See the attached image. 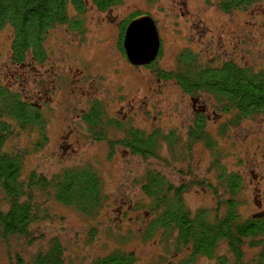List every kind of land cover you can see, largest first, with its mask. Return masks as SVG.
<instances>
[{
	"label": "rangeland",
	"instance_id": "rangeland-1",
	"mask_svg": "<svg viewBox=\"0 0 264 264\" xmlns=\"http://www.w3.org/2000/svg\"><path fill=\"white\" fill-rule=\"evenodd\" d=\"M224 1L122 0L114 8L100 10L87 0L80 14L82 28L69 23L50 30L42 46L45 58L39 61L31 50L24 67L13 60L12 28L0 31V82L22 93L39 112L43 126L21 130L14 124L5 151L24 154L25 180L33 171L51 177L67 168L93 166L103 179L106 197L90 219L53 199L43 200L48 215L33 227L43 239L28 248L14 242V251L30 258L58 238L68 264H87L117 248L136 252L138 264H187L186 254L178 253L173 244L165 250L169 245L160 234L150 240L143 237L151 221L150 200L141 187L147 171L160 172L174 184H213L216 190L196 185L187 192L185 202L193 212L214 209L219 198L228 199L221 175L236 174L243 182L237 194L242 218L264 211V115L230 125L232 115L217 110L211 95H189L176 80L161 76L179 72L185 53L203 68L226 62L264 68V0L229 12L221 8ZM140 13L152 16L161 39L159 56L150 66L132 65L119 46L120 27ZM69 14L79 15L73 8ZM200 107L208 119L206 132L216 145L209 149L203 142L195 143L188 155L179 147L189 138ZM93 110L103 114L98 120L104 136L108 130L116 142L132 130L146 134L159 130L163 135L174 133L181 145L172 148L163 139L157 157L134 155L123 145L112 151L108 143L93 137L84 119ZM224 211L222 206L220 212ZM244 250L251 261L259 249L245 243ZM220 251L228 253V246L224 243ZM7 253L2 244L0 264H9ZM193 264L214 261L200 258Z\"/></svg>",
	"mask_w": 264,
	"mask_h": 264
},
{
	"label": "trees",
	"instance_id": "trees-1",
	"mask_svg": "<svg viewBox=\"0 0 264 264\" xmlns=\"http://www.w3.org/2000/svg\"><path fill=\"white\" fill-rule=\"evenodd\" d=\"M90 1L100 10L114 8L122 2ZM86 3L87 0H0V31L10 27L14 32L15 65L26 66V57L31 50L39 61L43 60L45 55L42 46L45 37L58 25L70 23L74 29L82 28L80 14H83ZM253 3L254 0H226L221 8L229 12L243 6L251 8ZM70 8L79 15L70 16ZM139 15L142 14L134 15L123 23L124 27H120L119 46L123 52L126 28ZM180 62L179 72L161 76L166 80H176L189 95L194 96L197 92L211 95L216 100L217 110L232 115L230 125H236L242 119L264 115V68L259 70L232 62H226L218 68H203L189 53L183 54ZM193 98L202 101L199 97ZM100 115H103L102 112L98 114L93 110L84 119L90 124L93 137L108 143L113 148L112 151L116 145H123L134 155L157 157L163 139L172 148L181 145L174 133L163 135L159 130L150 134L132 130L126 133L125 139L117 143L108 137V130L104 136L98 120ZM207 121L205 114L194 118L189 138L182 141L183 145L179 147L182 152L189 155L188 151L198 142H203L209 149L215 147V138L206 132ZM14 124L21 130L35 125L43 128L42 117L22 93L13 86L0 82V249L2 244L6 246L9 264H68L66 248L58 238L30 258L24 257L21 250L14 251L13 244L16 242L22 247H31L43 239L33 229L34 225L48 215V207L43 205V200L47 203L53 199L56 204L68 207L86 219L96 216L106 199L102 190L103 179L95 167L84 165L64 169L51 177L33 171L25 180L24 154L9 153L4 149L8 137L13 134ZM114 124L118 130L122 129L119 124ZM103 125H107V122ZM115 127L112 129L117 131ZM42 136V139L46 138L44 131ZM220 181L222 186H226L228 199L219 198L217 206L211 209L214 211L199 209L193 212L185 202L187 192L196 185L216 190L213 184H174L160 172L147 171L141 187L150 200L147 210L151 221L143 237L150 240L160 234L163 242L169 245L165 246V250L169 251L173 244L178 253L186 254L187 264H193L200 258L214 261V264H232L233 260L237 264H264V211L244 220L240 212L241 200L237 199V194L242 190V179L236 174L228 175L224 172ZM219 197L223 196L219 194ZM222 206L226 207L223 213L220 212ZM224 243L228 246V253L220 251ZM245 243L259 249L251 261L246 260ZM12 252L19 253L12 255ZM138 262L136 252L117 248L87 264Z\"/></svg>",
	"mask_w": 264,
	"mask_h": 264
},
{
	"label": "water",
	"instance_id": "water-1",
	"mask_svg": "<svg viewBox=\"0 0 264 264\" xmlns=\"http://www.w3.org/2000/svg\"><path fill=\"white\" fill-rule=\"evenodd\" d=\"M161 39L155 20L149 14L139 15L128 24L124 49L129 62L135 66H150L160 53Z\"/></svg>",
	"mask_w": 264,
	"mask_h": 264
},
{
	"label": "flooded vegetation",
	"instance_id": "flooded-vegetation-1",
	"mask_svg": "<svg viewBox=\"0 0 264 264\" xmlns=\"http://www.w3.org/2000/svg\"><path fill=\"white\" fill-rule=\"evenodd\" d=\"M196 102L197 103H200V101L199 100H196ZM202 107H200L199 108V110L197 109V111H196V115L194 116V118H196L198 115H200V114H205L203 111H202ZM221 115H219V114H216V116L215 117H217V118H219Z\"/></svg>",
	"mask_w": 264,
	"mask_h": 264
}]
</instances>
